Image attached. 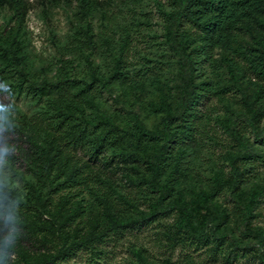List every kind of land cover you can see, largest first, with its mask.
<instances>
[{
	"label": "trees",
	"instance_id": "16d2710c",
	"mask_svg": "<svg viewBox=\"0 0 264 264\" xmlns=\"http://www.w3.org/2000/svg\"><path fill=\"white\" fill-rule=\"evenodd\" d=\"M141 1L125 0L128 8ZM152 3L161 32L149 38L159 39L156 44L166 51L172 83L156 76L147 65L149 58L130 72L126 54L132 38L126 29L115 39L104 33L107 54L96 61L92 18L100 12L108 19L99 0H77L74 57H60L56 74L50 77V66L36 69L28 52L30 2L0 0V13L7 11L0 24V79L6 84L2 88L30 98L36 107L30 119L22 120L30 126L31 175L23 191L0 186V212L55 245L47 257L22 249L25 264H60L82 249L102 255L99 245L112 235L157 216L174 218L170 229L181 243L188 238L212 245L215 251L228 236L229 222L241 235L256 234L257 243H263L264 230L248 226L264 197V176L256 181L247 178L253 163L264 162V0ZM139 14L135 26L146 27L148 12ZM110 26L111 21L106 22L105 30ZM78 65L87 67L86 74H76ZM205 67L215 73L222 67L226 82L204 79ZM117 89L126 96L128 107L147 99L154 116L150 125L133 111L129 119L120 120L104 106L98 96ZM212 99L228 104L224 115L217 114L213 121L231 145L221 153L227 172L212 170L208 188L190 180L186 157L199 145L211 118ZM248 133L259 145L257 150L250 147ZM117 171L131 184L130 193L113 179ZM224 189L234 197V221L219 204H212ZM86 195L92 199L85 202ZM142 203L147 211L140 209ZM46 215L53 222L43 223ZM233 246L241 249L237 239ZM134 254L135 264H149L142 252Z\"/></svg>",
	"mask_w": 264,
	"mask_h": 264
},
{
	"label": "rangeland",
	"instance_id": "374dc122",
	"mask_svg": "<svg viewBox=\"0 0 264 264\" xmlns=\"http://www.w3.org/2000/svg\"><path fill=\"white\" fill-rule=\"evenodd\" d=\"M28 1L31 4V10L27 16L26 37L32 64L36 69L50 66L51 71H48V75L54 77L58 59L74 57L72 51L75 49L73 48L74 24L77 21L74 13L77 10V0ZM99 2L100 9L108 13V19L104 20L100 12L92 18L97 42V48L93 51L96 61L100 62V54H107L108 47L103 40L105 34L110 35V39H115L118 33L126 29L132 38L131 50L126 54L130 72H136L142 68L146 63L145 60L149 58L152 62L147 65L153 68L151 70L157 73L156 76L165 83H172V70L169 72L166 67V58H164L166 51L163 46L156 44L159 39L149 38V35H158L161 32V22L152 0H142L134 5V8L132 6L128 8L125 0H99ZM140 12H148L149 24L146 27L135 26ZM6 15L7 11L0 13V24L3 23ZM108 21H111V26L106 31L104 24ZM220 52L217 50L216 57ZM86 71L87 67L83 65H78L76 68L78 76L86 74ZM204 74V79H210L215 84L222 85L227 80L222 67L216 73L211 68L205 67ZM42 76L40 74V77ZM5 85L0 79V186L7 189L16 188L20 192L25 188V179L31 175L27 157L32 153V146L27 138L30 126L23 124L22 120L30 119L36 107L34 102L26 96L7 93L2 88ZM98 97L104 106L119 116L120 120L129 119L130 111L140 115L147 125H150L154 119L146 107L147 99L145 98L134 101L128 107L125 104L126 96L120 89L113 92L103 91ZM210 106L208 113L211 118L204 127V133L199 137V145L196 146L195 153L186 157L190 178H192L190 180L197 183L199 187L208 188L211 185L209 178L212 170L223 169L227 172L221 153L231 145L222 128L213 121L217 114L224 115L227 111V102L222 103L212 99ZM248 136L250 147L252 150H257L259 145L252 143L251 134ZM81 155L83 156V153ZM250 171L247 178L249 181L260 180L264 176V162L253 163ZM124 178L119 171L113 176V179L122 185L121 190L130 193L132 186ZM0 191H2L1 188ZM91 199L90 195H86L84 200L86 202ZM214 203L219 204L232 221L235 220L234 197L228 190L224 189L218 193L213 199L212 204ZM140 205V209L147 211L145 203ZM254 212L256 217L248 228L264 230V197ZM10 216L0 212V258L5 257L0 264H25L20 255L22 249L28 253L46 257L55 252L54 242L48 237L44 238L42 234L35 235L30 230L11 222ZM157 218L148 224L128 228L123 233L112 235V238L99 245L104 251L102 255L95 256L90 250L82 249L67 261L60 260V264H135V251L142 252L149 264L164 262L169 264H264V240L259 245L256 234L241 235L239 230L233 227L232 222L228 223L229 229H226L228 236L224 243L222 242L213 251L212 245L198 244L197 241L188 238L182 243L178 242V234L175 235L170 229L174 218L172 216H157ZM42 221L43 223L53 222L47 215L42 218ZM234 239L238 240L241 249L233 246Z\"/></svg>",
	"mask_w": 264,
	"mask_h": 264
}]
</instances>
